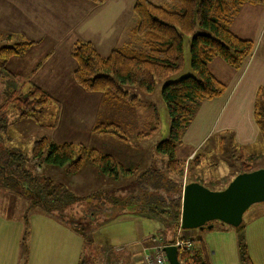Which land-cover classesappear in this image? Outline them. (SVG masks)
Instances as JSON below:
<instances>
[{
  "label": "rangeland",
  "instance_id": "374dc122",
  "mask_svg": "<svg viewBox=\"0 0 264 264\" xmlns=\"http://www.w3.org/2000/svg\"><path fill=\"white\" fill-rule=\"evenodd\" d=\"M169 2L173 6L169 8L178 9L177 5ZM203 32V28L196 24L195 33ZM191 37L192 35L183 37L182 67L165 79H157L150 93H142L136 85H128L125 88H129V93L122 99L106 94L111 100L106 101L110 110L106 115L113 113V117L120 123L98 122L93 127L97 124H107V130L111 131L112 123L118 127L115 131L119 135L95 133L93 128L90 133L84 126H76L77 129L73 130L74 127L68 126V121L61 129L51 130L50 127L55 124V106L50 102L44 106L45 109H36L35 117L38 122L18 117V112H15L13 107L7 113L1 107L2 104L8 107L12 106V102L16 104L14 97L24 95L29 87L22 83V78H16L6 69V63L14 56L5 60L0 58V152L10 149L26 153L27 167L31 171L41 179L49 178L55 184H64L79 196L78 198L87 193L100 192L98 195L102 198L79 200L78 204L76 202L65 210V218L72 219L77 227L78 223L82 225L79 229L82 227L86 239L89 240L91 229L96 230L93 232L94 240L91 245H85L81 239L80 252L88 264H95L98 258L93 244L99 235H107L109 239L104 240H109L121 248L126 242V237L130 238L140 232L141 243L143 239L152 241L149 247L143 244L141 251L176 238L179 227L174 228L170 215V218L167 217L162 210L171 209L167 206L180 192L181 211L182 190L187 183L199 182L208 189L223 190L237 174L242 173V170L250 172L264 168V99L261 95L258 99L261 124L255 122L258 132L250 121L251 108L246 102L238 106L232 102L229 105L222 102L217 108L201 100L195 104L193 116L184 129L182 145L176 149L175 166L174 163H169L167 156L155 151L157 143L168 137L170 127L166 104L161 94L162 86L168 81H176L194 74L190 65ZM19 40L18 34H13L10 39L0 32V46L15 44ZM221 64L219 65L223 66ZM212 68L218 71L215 65ZM227 88L228 86L223 93ZM67 98L71 99V96ZM102 111L104 112L103 109ZM230 113L235 114L232 119L229 118ZM71 123L75 126L77 121L72 120ZM187 129L196 130L199 139L207 133V137L192 153H187V150L193 149L194 146L189 142L184 143V133ZM238 135L241 136L240 144L235 142ZM41 137H46L50 142L55 141L54 143L70 142L96 148L113 156L123 168L131 169L132 173L117 179L103 176L88 158L83 161L78 173L67 174L65 168L46 165L30 157L32 143ZM64 139L66 140L63 141ZM30 206L32 205L29 197L13 188H5L0 175V264H61V259L66 255L67 242L72 239L70 236L78 237L54 220V216L44 212L41 214L37 212L43 211L41 208L32 206L29 209ZM148 206L154 210H147ZM91 212L95 213L93 221L84 217ZM242 221L244 240L253 264H264V203L251 205L244 212ZM142 230L149 234L143 236ZM186 231L184 234H189L190 238L195 239L194 244L200 246L204 243L210 264H240L236 227L213 221L211 229ZM21 241L27 246V255H21ZM21 248L24 253L23 246ZM126 251L125 248L119 251L115 249L111 254L113 257L105 258L103 263L123 264ZM79 259H76L75 264H78ZM141 260L134 264H141Z\"/></svg>",
  "mask_w": 264,
  "mask_h": 264
},
{
  "label": "trees",
  "instance_id": "16d2710c",
  "mask_svg": "<svg viewBox=\"0 0 264 264\" xmlns=\"http://www.w3.org/2000/svg\"><path fill=\"white\" fill-rule=\"evenodd\" d=\"M88 1L100 4L104 0ZM169 1L177 5L178 9L173 10L167 6L156 5L149 0L135 1L133 12L137 16V24L133 31L142 37V49H114L108 56L102 57L90 42L77 41L72 45L71 56L76 62L73 80L79 87L85 91L103 92L122 99L127 95L125 86L136 85L140 92L150 93L157 79H165L171 73L178 71L183 63V37L192 35L189 50L190 65L194 74L181 77L176 81H168L161 90L170 127L168 137L157 143L155 151L167 156L169 163H174L175 166L176 149L181 144L184 129L193 116L195 104L201 100L217 98L225 90V85L211 73L209 63L218 57L228 66L239 69L243 60L253 49L251 40L240 38L231 31L229 28L231 18L242 4L259 5L263 4L264 0ZM196 24L205 32L195 33ZM5 35L10 39L13 36L11 33ZM18 35L20 40L15 44L0 46V58L5 60L22 54L35 45V42ZM260 95L264 99V92L259 90L254 104V118L258 125L261 124L259 111L261 107L258 101ZM13 100L17 103L12 102L10 107L2 104L1 107L7 113L13 107L15 112H18V117L24 119L36 118V109L43 108L51 98L44 90L30 85L24 95L14 97ZM107 126V124H97L93 127V131L119 135L115 131L118 129L116 125L110 124L111 131L107 130ZM31 151L32 159H38L46 165L65 168L66 173L70 175L78 173L83 161L88 158L91 159L93 165L98 167L103 176L117 179L122 175L129 176L132 173L130 169L123 168L113 156L96 148L70 142L54 143L48 141L46 137H41L32 143ZM27 159L28 156L22 151L14 152L6 149L0 152V175L3 186L25 194L31 200L32 206L41 208L59 221L67 220L65 223L80 235L84 244L91 245L94 240L93 232L96 230L91 229L89 240L86 239L82 227L79 229L82 225L78 223L79 227H77L72 219L65 218V210L76 202L78 204L79 200L89 201L97 197L102 198L98 195L100 192L87 193L78 198L79 196L64 184H55L49 178L41 179L27 167ZM179 194L171 199L167 206L171 209L162 210L167 217L170 215L171 223L176 229L180 224L179 198L181 195ZM32 206L28 208L31 209ZM147 210L154 209L148 206ZM94 214L91 212L85 214L84 217L93 221ZM236 230L240 264H253L244 240L243 221L236 227ZM173 240H167V242L164 240V244L171 243ZM192 242H195V239ZM195 245L193 244L190 252L178 251L179 261L182 264H210L205 247L202 244ZM119 250L120 248L117 249ZM114 251L115 248L110 249L106 254L107 258ZM84 257L81 255L78 264H88Z\"/></svg>",
  "mask_w": 264,
  "mask_h": 264
},
{
  "label": "crops",
  "instance_id": "0c3cea01",
  "mask_svg": "<svg viewBox=\"0 0 264 264\" xmlns=\"http://www.w3.org/2000/svg\"><path fill=\"white\" fill-rule=\"evenodd\" d=\"M135 1L104 0L100 4H94L88 0H0V32L20 34L25 39L36 42L22 55L11 58L6 63V69L16 78H22V83L26 87L34 85L51 97L49 102L55 106L56 113L55 124L50 127L51 130L61 129L66 121L70 128L74 127L73 130L77 129L76 126H84L90 133L95 123H120L113 117V113L106 115L110 112L106 101H111L106 94L84 91L74 82L73 71L76 62L71 56V48L77 41L90 42L102 57L108 56L114 49H142L143 39L133 31L137 24V17L133 12ZM149 1L156 5L173 7L169 0ZM229 28L238 37L251 40L253 49L238 72L217 57L209 63L211 73L229 89L227 88L222 96L205 99V102L217 108L222 102H227V105L232 102L237 106L246 102L251 108L250 121L258 132L253 112L258 91L264 89V3L242 4L231 18ZM220 63L223 66H220ZM214 65L218 71L212 68ZM126 91L129 93V88H126ZM68 96H71V99H68ZM103 105L106 106L102 108ZM234 116L235 114H229L230 119ZM30 120L38 122L37 118ZM72 120L77 121L75 126L71 123ZM198 136L196 130L185 131L184 143L189 142L194 146L193 149L187 150V153L196 150L207 137V133L202 139ZM235 142L242 143L241 136L238 135ZM37 212L43 214L44 211ZM44 214L49 215L46 212ZM53 219L78 237L68 234L72 239L67 242L65 258L61 259V264H75L76 259L82 255L80 252L82 238L70 226L56 217ZM139 234L140 232L131 235L130 238L126 237L124 246H120V249H127L123 264H134L141 260L145 249L141 251L142 245L149 247L152 243L151 240L149 242L144 239L141 243ZM147 234L142 230L143 236ZM99 236L93 244L98 254L95 264H106L103 260L107 258L105 256L108 251L119 249L117 248L119 245L104 240L109 239L107 235ZM201 244L204 246V243ZM20 252L21 255H27V246L22 241Z\"/></svg>",
  "mask_w": 264,
  "mask_h": 264
},
{
  "label": "water",
  "instance_id": "95a60500",
  "mask_svg": "<svg viewBox=\"0 0 264 264\" xmlns=\"http://www.w3.org/2000/svg\"><path fill=\"white\" fill-rule=\"evenodd\" d=\"M256 203H264V168L237 174L223 190L190 182L182 190L180 227L211 229L213 221L238 227L244 212ZM163 251L169 264H182L176 246L166 245Z\"/></svg>",
  "mask_w": 264,
  "mask_h": 264
},
{
  "label": "built area",
  "instance_id": "2783aa9c",
  "mask_svg": "<svg viewBox=\"0 0 264 264\" xmlns=\"http://www.w3.org/2000/svg\"><path fill=\"white\" fill-rule=\"evenodd\" d=\"M185 232L186 230L181 229V227L179 226L177 236L171 243H158L153 247H146L142 252V264H169L163 251V247L166 245L172 244L176 246L177 251L190 252L193 248V242L189 235L187 236L186 234H184Z\"/></svg>",
  "mask_w": 264,
  "mask_h": 264
}]
</instances>
